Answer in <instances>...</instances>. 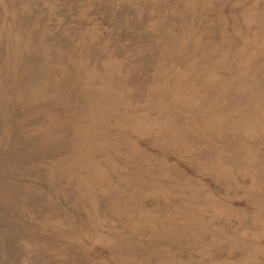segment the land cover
Wrapping results in <instances>:
<instances>
[{
	"label": "rangeland",
	"instance_id": "1",
	"mask_svg": "<svg viewBox=\"0 0 264 264\" xmlns=\"http://www.w3.org/2000/svg\"><path fill=\"white\" fill-rule=\"evenodd\" d=\"M0 264H264V0H0Z\"/></svg>",
	"mask_w": 264,
	"mask_h": 264
}]
</instances>
